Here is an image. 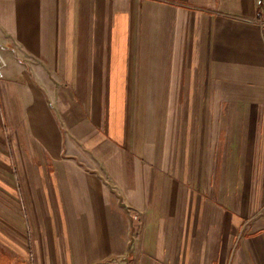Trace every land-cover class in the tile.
I'll return each mask as SVG.
<instances>
[{
  "label": "crops",
  "instance_id": "1",
  "mask_svg": "<svg viewBox=\"0 0 264 264\" xmlns=\"http://www.w3.org/2000/svg\"><path fill=\"white\" fill-rule=\"evenodd\" d=\"M0 264H264V0H0Z\"/></svg>",
  "mask_w": 264,
  "mask_h": 264
},
{
  "label": "built area",
  "instance_id": "2",
  "mask_svg": "<svg viewBox=\"0 0 264 264\" xmlns=\"http://www.w3.org/2000/svg\"><path fill=\"white\" fill-rule=\"evenodd\" d=\"M4 66H5V62H4V60H3V58H2V56L0 54V79L3 77L2 69H3ZM127 264H134V263L129 262Z\"/></svg>",
  "mask_w": 264,
  "mask_h": 264
}]
</instances>
